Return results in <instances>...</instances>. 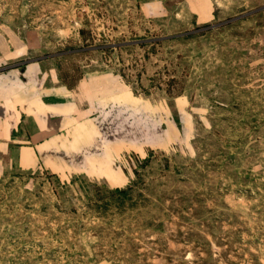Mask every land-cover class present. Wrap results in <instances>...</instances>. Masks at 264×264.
Returning <instances> with one entry per match:
<instances>
[{
	"label": "rangeland",
	"instance_id": "obj_1",
	"mask_svg": "<svg viewBox=\"0 0 264 264\" xmlns=\"http://www.w3.org/2000/svg\"><path fill=\"white\" fill-rule=\"evenodd\" d=\"M33 59L99 99L0 148V264H264V0H0Z\"/></svg>",
	"mask_w": 264,
	"mask_h": 264
},
{
	"label": "crops",
	"instance_id": "obj_2",
	"mask_svg": "<svg viewBox=\"0 0 264 264\" xmlns=\"http://www.w3.org/2000/svg\"><path fill=\"white\" fill-rule=\"evenodd\" d=\"M100 76V75H99ZM109 80L112 75L103 74ZM96 75L68 85L33 59L0 69V148L16 147L17 162H35L39 148L98 101ZM89 113V112H88ZM80 119V118H78Z\"/></svg>",
	"mask_w": 264,
	"mask_h": 264
},
{
	"label": "trees",
	"instance_id": "obj_3",
	"mask_svg": "<svg viewBox=\"0 0 264 264\" xmlns=\"http://www.w3.org/2000/svg\"><path fill=\"white\" fill-rule=\"evenodd\" d=\"M134 172H136V170H134ZM130 188V185L127 184L124 187H115L114 189L111 190V192H118L120 194H122V196L126 195V191Z\"/></svg>",
	"mask_w": 264,
	"mask_h": 264
}]
</instances>
